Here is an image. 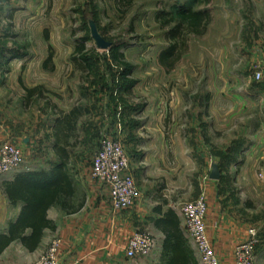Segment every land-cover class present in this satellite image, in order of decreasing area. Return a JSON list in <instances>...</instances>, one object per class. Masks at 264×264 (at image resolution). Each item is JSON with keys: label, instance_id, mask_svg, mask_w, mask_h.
Listing matches in <instances>:
<instances>
[{"label": "rangeland", "instance_id": "1", "mask_svg": "<svg viewBox=\"0 0 264 264\" xmlns=\"http://www.w3.org/2000/svg\"><path fill=\"white\" fill-rule=\"evenodd\" d=\"M184 9L206 12L197 32L176 18ZM90 20L106 41L122 46L119 62L111 50L96 47ZM262 61L264 0H0V116L17 123L18 115L21 129L35 121L48 130L55 115L80 108L70 150L90 161L105 115H113L127 155L128 139L136 145L140 136L148 138L153 157L163 155L162 167L191 177V196L210 162L222 161L220 148L242 131L252 136L255 124L264 122V89L251 90ZM258 81L264 86V75ZM37 82L38 94L28 99L24 88ZM36 148L29 160L22 151L21 166L41 160L48 144L39 139ZM251 164L260 166L253 176ZM232 170L241 198L262 210L264 158L245 156ZM163 186L172 200L188 191L186 185ZM250 212L244 220L264 228Z\"/></svg>", "mask_w": 264, "mask_h": 264}, {"label": "crops", "instance_id": "2", "mask_svg": "<svg viewBox=\"0 0 264 264\" xmlns=\"http://www.w3.org/2000/svg\"><path fill=\"white\" fill-rule=\"evenodd\" d=\"M256 83L260 82L256 80ZM256 83L252 85V91L259 87L264 89V86ZM37 84L38 82L33 83L30 87L34 88ZM14 102L13 98L5 99L6 105ZM79 110L82 113L80 108ZM93 117L94 115H91V118ZM112 117L113 115H105L104 124L101 127L102 132L119 137L123 143L121 122L118 118L115 120ZM58 118V115H55L52 124L48 125V130H44L37 129L35 121L31 124L28 122L22 124L21 129L18 115L17 123L13 118L7 119L0 116V148L5 142L10 141L19 146L29 160V155L36 153L39 139L48 144V150L45 149L43 156H40L41 160L37 158L32 161L33 164L20 166L0 178V235H7L9 225L18 219L23 206L21 202L11 204L3 191V184L13 181L17 174L26 171L51 173L60 168L72 180L74 190L72 197L67 199L69 207L65 208L60 205V201L64 200L63 196L60 197L59 203L48 207L46 219L52 227L43 230L41 241L35 250L30 252L18 240L12 241L0 254V264L34 263L47 251L51 241L55 238L61 240L60 264H165L177 248L171 240L165 243L167 231L181 234L185 244L179 248L184 252L189 251L186 254L187 261H185L188 264H200L194 255L193 248L189 246V239L184 234L182 218L175 211L174 204L191 201L201 195L207 203L205 217L207 234L219 263L231 264L235 246L247 240L249 231L253 229L259 238L254 264H264V228L257 223H248L249 221L244 220L243 217L251 211L250 213L255 215L256 220L264 222V206L262 210L257 207L251 209V203L241 198L243 193L239 189V183H235L232 174V167L242 161L243 157L264 158V122L260 121L255 124V133L252 136L242 131L231 140L228 147L220 148L218 154L222 161L217 163L220 178L218 180L209 178L213 164L210 162L205 175L206 180L203 183L194 184L192 196L191 177L190 180L188 176L186 179V175L184 177L182 174L177 177L173 175V171L162 167L165 161L163 155L158 158L153 157L155 150L151 140L140 136L139 142L135 140L138 143L134 145V142L128 139L126 144H131L128 155V157L131 156L129 157V171L137 186V198L131 208L114 214L110 207L107 188L90 177V163L93 157L90 161L85 160L84 156L72 157L71 138L68 140L70 146L67 147V163L62 167L59 166L60 156L55 149L54 135ZM94 127H90L92 133ZM90 128L86 129L87 133ZM39 135H43L45 139L40 138ZM31 159L33 158L30 157ZM256 165L251 164L247 167L251 176L255 175L257 173L255 169L260 167ZM241 168H244V165ZM163 184L165 186L175 185V187L186 185L188 191L185 197L177 195V198L172 200L166 194H162ZM139 231L149 232L153 236L154 248L148 256L129 259L125 256L127 239Z\"/></svg>", "mask_w": 264, "mask_h": 264}, {"label": "built area", "instance_id": "3", "mask_svg": "<svg viewBox=\"0 0 264 264\" xmlns=\"http://www.w3.org/2000/svg\"><path fill=\"white\" fill-rule=\"evenodd\" d=\"M264 61L255 72V79L263 78ZM23 152L12 143L5 142L0 148V178L21 166ZM90 177L107 188L110 207L114 214L127 210L135 204L137 186L129 171V157L119 137L108 132L101 133L99 147L90 163ZM206 202L203 197L177 206L187 236L193 243L200 264H220L207 234L205 225ZM259 242L257 233L249 231V238L238 243L233 252L231 264H254L255 249ZM154 238L149 232L139 231L129 236L125 246V256L129 259L148 256L154 248ZM61 240L51 241L47 251L33 264H60Z\"/></svg>", "mask_w": 264, "mask_h": 264}, {"label": "trees", "instance_id": "4", "mask_svg": "<svg viewBox=\"0 0 264 264\" xmlns=\"http://www.w3.org/2000/svg\"><path fill=\"white\" fill-rule=\"evenodd\" d=\"M176 18L187 26L191 27L193 32H197L201 23L206 16L205 11H193L192 9H184L175 13ZM180 23V24H181ZM179 24V25H180ZM177 28L174 29L176 32ZM191 31V32H192ZM111 50L113 60L120 61V53L118 50L122 47L116 43H112ZM172 46L166 53H172ZM83 47L78 46L77 51L82 52ZM23 55H16L21 57ZM84 60V57H81ZM85 61V60H84ZM41 87L24 88L27 98L38 94ZM81 115L79 108L74 107L68 114H64L56 121L55 140L56 152L60 156L59 166L62 167L67 163V147L70 146L68 140L74 135L77 129V121ZM3 191L7 195L11 204L23 203L18 219L9 225L7 235H0V254L12 242L18 240L28 251H34L42 238L43 230L52 227L49 220L46 219V211L51 204L57 203L60 197L64 200L60 205L69 207L67 199L73 195L72 180L70 177L60 170L51 173L44 171H26L15 176L13 181L3 184ZM59 203V202H58ZM170 225V224H169ZM171 227V225H170ZM173 231V229L171 230ZM177 247L173 252V256L165 264H188L186 254L189 251H182L179 247L185 242L181 234L166 233L165 243H169ZM189 255V254H188ZM191 255V254H190ZM186 260V261H185Z\"/></svg>", "mask_w": 264, "mask_h": 264}, {"label": "water", "instance_id": "5", "mask_svg": "<svg viewBox=\"0 0 264 264\" xmlns=\"http://www.w3.org/2000/svg\"><path fill=\"white\" fill-rule=\"evenodd\" d=\"M89 27H90V34L93 38L95 45L98 49L102 50H109L112 47V43L109 41H106L98 32L97 27L95 25V22L93 20L89 21ZM209 178L212 180H218L220 178V172L218 169V165L213 163L211 165V172L209 174Z\"/></svg>", "mask_w": 264, "mask_h": 264}]
</instances>
